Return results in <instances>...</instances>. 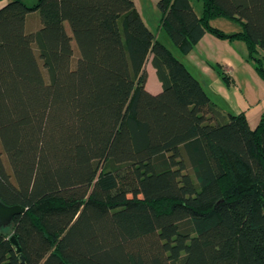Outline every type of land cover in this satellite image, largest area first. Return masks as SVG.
<instances>
[{"label":"trees","instance_id":"16d2710c","mask_svg":"<svg viewBox=\"0 0 264 264\" xmlns=\"http://www.w3.org/2000/svg\"><path fill=\"white\" fill-rule=\"evenodd\" d=\"M191 1H157L182 54L207 32L264 51V0ZM0 200L25 208L0 227V264H264V112L224 114L134 0H7Z\"/></svg>","mask_w":264,"mask_h":264},{"label":"rangeland","instance_id":"374dc122","mask_svg":"<svg viewBox=\"0 0 264 264\" xmlns=\"http://www.w3.org/2000/svg\"><path fill=\"white\" fill-rule=\"evenodd\" d=\"M33 4L37 0H22ZM158 0H134L148 27L154 31L157 39L165 44L185 66L197 77L212 102L224 114L244 111L251 124H257L264 112V75L257 68V59L262 58V49L250 53L246 42L239 37L219 38L207 32V36L188 54H182L167 33L159 27L160 11ZM192 6L198 15L202 13V1L192 0ZM32 18V23H34ZM210 25L225 33L241 31V24L226 17L217 16L209 20ZM70 33L69 27L66 26ZM74 58L77 47L72 41ZM150 56L145 67L150 66ZM264 69V62H263ZM225 70L230 76L227 81L221 74Z\"/></svg>","mask_w":264,"mask_h":264},{"label":"water","instance_id":"95a60500","mask_svg":"<svg viewBox=\"0 0 264 264\" xmlns=\"http://www.w3.org/2000/svg\"><path fill=\"white\" fill-rule=\"evenodd\" d=\"M24 210L25 208L21 205H8L0 200V227L9 225L12 222L14 216L22 214ZM11 241L16 247V250L20 252V247L14 236H11ZM20 257L22 262L24 263V257L22 255H20Z\"/></svg>","mask_w":264,"mask_h":264},{"label":"crops","instance_id":"0c3cea01","mask_svg":"<svg viewBox=\"0 0 264 264\" xmlns=\"http://www.w3.org/2000/svg\"><path fill=\"white\" fill-rule=\"evenodd\" d=\"M7 2V0H1L0 1V7L2 6V5H4L5 3ZM136 7H137V5H136ZM137 9H138V7H137ZM138 11L140 12V10L138 9ZM141 14V13H140ZM142 16V15H141ZM143 18V17H142ZM143 20L145 21V19L143 18ZM145 23H146V21H145ZM147 24V23H146ZM147 26H148V24H147ZM207 36V33L200 39V41H198V43L196 44V45H198L201 41H202V39L204 38V37H206ZM156 37H158V35L156 34ZM195 45V46H196ZM194 49V48H193ZM192 49V50H193ZM191 50V51H192ZM190 51V52H191ZM189 52V53H190ZM150 58H151V56H150ZM149 62H150V59H149ZM146 70H147V79H146V83H145V87H146V89L148 90V91H150L151 93H158L160 90H161V83H160V81L158 80V78L156 77V74H155V69L153 68V66L151 65V62H150V66H148V67H146ZM210 96V95H209ZM249 121V120H248ZM249 124L251 125V127H254L255 126V124L253 125V124H251L250 123V121H249Z\"/></svg>","mask_w":264,"mask_h":264}]
</instances>
